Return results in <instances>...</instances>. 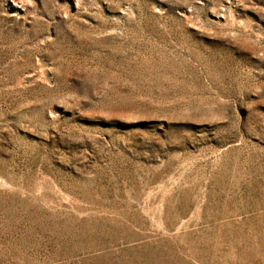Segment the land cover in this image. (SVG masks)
Instances as JSON below:
<instances>
[{
  "label": "rangeland",
  "instance_id": "1",
  "mask_svg": "<svg viewBox=\"0 0 264 264\" xmlns=\"http://www.w3.org/2000/svg\"><path fill=\"white\" fill-rule=\"evenodd\" d=\"M0 264H264V0H0Z\"/></svg>",
  "mask_w": 264,
  "mask_h": 264
}]
</instances>
